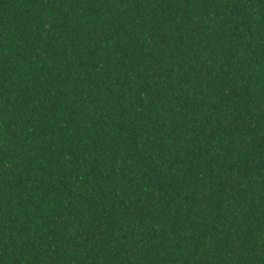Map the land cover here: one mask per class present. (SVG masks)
Listing matches in <instances>:
<instances>
[{
  "label": "trees",
  "instance_id": "1",
  "mask_svg": "<svg viewBox=\"0 0 264 264\" xmlns=\"http://www.w3.org/2000/svg\"><path fill=\"white\" fill-rule=\"evenodd\" d=\"M0 264H264V0H0Z\"/></svg>",
  "mask_w": 264,
  "mask_h": 264
}]
</instances>
